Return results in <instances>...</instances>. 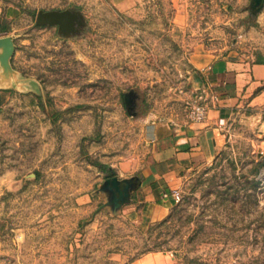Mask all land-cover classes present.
Listing matches in <instances>:
<instances>
[{
	"label": "rangeland",
	"instance_id": "374dc122",
	"mask_svg": "<svg viewBox=\"0 0 264 264\" xmlns=\"http://www.w3.org/2000/svg\"><path fill=\"white\" fill-rule=\"evenodd\" d=\"M262 1L0 0L16 45L15 72L0 64V264H264V104L234 111L169 207L135 190L115 208L103 188L142 178L154 121L211 99L200 60L264 62ZM41 9L78 20L38 25Z\"/></svg>",
	"mask_w": 264,
	"mask_h": 264
},
{
	"label": "crops",
	"instance_id": "0c3cea01",
	"mask_svg": "<svg viewBox=\"0 0 264 264\" xmlns=\"http://www.w3.org/2000/svg\"><path fill=\"white\" fill-rule=\"evenodd\" d=\"M200 63L206 69L204 84L212 91L207 118L201 122L159 120L150 127L152 156L136 193L152 202L154 210L160 199L170 206L174 198L163 195L178 188L185 168L212 160L222 149L226 123L237 108L245 101L264 104V62L248 64L229 54L213 61L203 58Z\"/></svg>",
	"mask_w": 264,
	"mask_h": 264
},
{
	"label": "water",
	"instance_id": "95a60500",
	"mask_svg": "<svg viewBox=\"0 0 264 264\" xmlns=\"http://www.w3.org/2000/svg\"><path fill=\"white\" fill-rule=\"evenodd\" d=\"M256 5L261 6L262 0H255ZM78 15L70 10H39L36 17V23L38 25L56 24L61 29H71L76 21ZM15 40L12 35L0 36V64L3 68L5 75L15 72L12 64L11 57L15 51ZM201 78V77H200ZM201 83L203 79L201 78ZM125 100L129 103V96L125 95ZM141 183V177L139 175H133L130 177L120 178L117 175L107 177L103 188L109 191V201L107 204H112L115 208L128 203L132 199V193L139 187Z\"/></svg>",
	"mask_w": 264,
	"mask_h": 264
},
{
	"label": "built area",
	"instance_id": "2783aa9c",
	"mask_svg": "<svg viewBox=\"0 0 264 264\" xmlns=\"http://www.w3.org/2000/svg\"><path fill=\"white\" fill-rule=\"evenodd\" d=\"M189 104V118L191 121L201 122L204 121L208 116V110L210 107V100L208 95L201 91L197 92L193 97L188 101ZM220 123L223 124L224 120L220 119ZM171 195L175 201L180 200V191L178 188L171 190V192H165L164 196Z\"/></svg>",
	"mask_w": 264,
	"mask_h": 264
},
{
	"label": "trees",
	"instance_id": "16d2710c",
	"mask_svg": "<svg viewBox=\"0 0 264 264\" xmlns=\"http://www.w3.org/2000/svg\"><path fill=\"white\" fill-rule=\"evenodd\" d=\"M0 26H1V28H2L3 30L7 29V26L4 25V24H1ZM111 171H113L112 168H111ZM112 175H114V174H113V173H110V176H112ZM111 251H117V248L112 249ZM133 260H134V257H132V258L130 259L129 262H131V261H133ZM188 261L190 262V264H195V263H196V259H194V258H192V259H190V260H188ZM189 262H188V263H189ZM121 264H127V262H126V263H121Z\"/></svg>",
	"mask_w": 264,
	"mask_h": 264
}]
</instances>
